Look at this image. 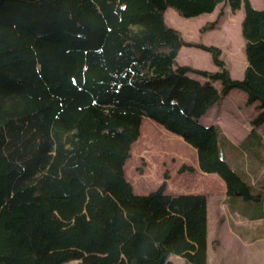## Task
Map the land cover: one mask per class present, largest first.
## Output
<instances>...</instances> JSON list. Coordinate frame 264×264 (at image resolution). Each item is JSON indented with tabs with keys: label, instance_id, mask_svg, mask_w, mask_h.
<instances>
[{
	"label": "trees",
	"instance_id": "trees-1",
	"mask_svg": "<svg viewBox=\"0 0 264 264\" xmlns=\"http://www.w3.org/2000/svg\"><path fill=\"white\" fill-rule=\"evenodd\" d=\"M227 8L243 11L240 79L219 47L166 21L169 9L218 10L206 33ZM184 47L218 70L180 65ZM234 90L259 112L244 144L264 127V8L250 0H0V264H208L207 197L167 194V171L139 195L126 171L147 118L191 146L230 199L260 201L264 181L254 192L227 157L243 144L201 121Z\"/></svg>",
	"mask_w": 264,
	"mask_h": 264
},
{
	"label": "rangeland",
	"instance_id": "rangeland-1",
	"mask_svg": "<svg viewBox=\"0 0 264 264\" xmlns=\"http://www.w3.org/2000/svg\"><path fill=\"white\" fill-rule=\"evenodd\" d=\"M250 1L256 9L264 8V0ZM257 5L260 6L256 7ZM217 14L218 10L212 14L183 18L174 9H169L166 21L188 41L219 47L231 76L240 79L247 65L239 22L240 12H232L227 8L225 16L215 30L201 33V28L214 21ZM175 15L179 20L177 23L173 19ZM177 61L180 65H191L208 71L218 70L210 54L196 48H182ZM242 93L239 90L230 92L214 106L211 114V118L221 125L224 134L237 146L254 131L251 122L259 113L255 104L247 106V97ZM143 123L141 136L133 144L128 160L133 157V162L126 171V178L135 193L143 195L155 191L167 171L168 189L180 188L179 190L184 189L186 192L202 193L206 197L208 195L211 200L210 264H264V196L260 201L232 197L228 202L231 214L225 208V214L221 211L223 217L218 219V211L223 208H216L212 200L217 195L222 196L224 190L200 173L196 151L182 138L166 131L154 121L146 118ZM259 137L262 138L261 142ZM226 153L232 162H242L241 165L249 176H241L253 185L256 192L260 181H264V127L261 126L241 147L229 148ZM183 165L192 166L194 172L180 173ZM171 260L174 264H186L176 256ZM65 264L77 263L73 261Z\"/></svg>",
	"mask_w": 264,
	"mask_h": 264
},
{
	"label": "crops",
	"instance_id": "crops-1",
	"mask_svg": "<svg viewBox=\"0 0 264 264\" xmlns=\"http://www.w3.org/2000/svg\"><path fill=\"white\" fill-rule=\"evenodd\" d=\"M260 5H257L256 7H259ZM230 9V8H229ZM263 9V8H262ZM230 11H231V9H230ZM240 12V19H239V22H240V25H241V22H242V20H243V11L242 10H240L239 11ZM238 93H241V92H238ZM243 94V93H242ZM244 95V94H243ZM215 109V107H213L210 111H209V113L201 120L202 121V123L204 124V125H206V126H209V125H216V126H219L220 127V129H221V131H222V133H223V135L225 136V138H226V141L230 144V145H233V146H235V147H238L237 145H235V144H233L231 141H230V139L228 138V136H226L225 134H224V132H223V130H222V127H221V125L220 124H218V123H216L215 122V120L214 119H212L211 118V114H212V112H213V110ZM258 131V130H257ZM250 135V134H249ZM247 138H248V136H247ZM246 138V139H247ZM245 139V140H246ZM244 140V141H245ZM243 141V142H244ZM243 143H241L240 145H242ZM239 145V146H240ZM228 160L230 161V163H231V165L232 166H234V167H236V168H239V169H243V167H242V162H240V161H238V162H232L231 161V159H230V157H228ZM242 164V165H241ZM198 168H199V165H198ZM199 171H200V173L202 174V175H204V177H208V178H210L215 184H216V186H218V188H222L223 190H224V192H223V195L221 196V195H217V196H215V198L212 200L213 201V204H214V206H216V208H223L222 210L221 209H219V213H220V215H219V218L218 219H220L221 217H223L222 215H221V211H222V213L224 212V214H225V208H227L228 209V212L230 213V205L228 204V202L231 200L228 196H227V191H226V186H225V183L223 182V180L217 175V174H207V173H203L201 170H200V168H199ZM180 189V188H179ZM170 190V189H168V187H167V189H166V193L167 194H169V195H180V194H202V193H192V192H186L187 190H184V189H181V190ZM169 192V193H168ZM207 197H208V195H207ZM208 199V264H210V262H211V259H210V256H209V251H210V240H211V238H210V205H211V200H210V198L208 197L207 198ZM236 212V211H235ZM231 214V213H230ZM173 257V256H172ZM171 257V258H172ZM171 258H170V260H171ZM178 258H180V257H178ZM180 259H182V258H180ZM172 261V260H171ZM247 261H250V260H247Z\"/></svg>",
	"mask_w": 264,
	"mask_h": 264
},
{
	"label": "bare ground",
	"instance_id": "bare-ground-1",
	"mask_svg": "<svg viewBox=\"0 0 264 264\" xmlns=\"http://www.w3.org/2000/svg\"><path fill=\"white\" fill-rule=\"evenodd\" d=\"M174 18V20H175V23H177L179 20H178V17H177V15H175V16H173ZM177 26V25H176Z\"/></svg>",
	"mask_w": 264,
	"mask_h": 264
},
{
	"label": "water",
	"instance_id": "water-1",
	"mask_svg": "<svg viewBox=\"0 0 264 264\" xmlns=\"http://www.w3.org/2000/svg\"><path fill=\"white\" fill-rule=\"evenodd\" d=\"M77 264H79L80 263V261H75Z\"/></svg>",
	"mask_w": 264,
	"mask_h": 264
}]
</instances>
